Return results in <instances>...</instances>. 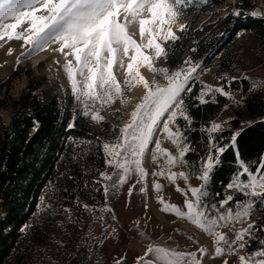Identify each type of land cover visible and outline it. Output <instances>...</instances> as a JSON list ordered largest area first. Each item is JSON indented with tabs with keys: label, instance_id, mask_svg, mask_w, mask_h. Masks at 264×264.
I'll list each match as a JSON object with an SVG mask.
<instances>
[{
	"label": "snow or ice",
	"instance_id": "6c2138e0",
	"mask_svg": "<svg viewBox=\"0 0 264 264\" xmlns=\"http://www.w3.org/2000/svg\"><path fill=\"white\" fill-rule=\"evenodd\" d=\"M197 7L198 0H0V41L22 40L31 46L30 51L43 50L54 43L58 45L55 50L64 56V71L75 101L67 130L76 127L78 117L95 123L104 122L101 111L118 99L124 104L126 90L134 85H142L145 90L130 118L109 129L110 139L66 138L73 145L71 166L80 167L81 176L87 177L78 186L104 197L101 206H90L79 198L75 200L78 209L89 212L102 225V238L91 233L85 237L84 247L88 252L93 251L88 248L89 242L98 247L118 232L105 220V214L116 219L108 202L110 196L133 177L141 185L140 192L146 193L149 173L143 167V161L151 151V160L159 168L152 176L163 177L171 184L179 180L185 183L183 188L176 187V191L185 197L183 208L165 202L158 195L161 210L186 219L212 237L214 252L210 254L204 247L196 251L177 250L149 238L144 254L136 257L135 264H202L205 255L223 258L222 264H229L228 256H237V264H264V223L258 225L252 219L253 215L264 213V153L252 161L241 158L237 147L239 132H234L224 142L223 132L230 127L232 118L208 121L194 129L191 115L192 108L217 102V94L232 99L237 106H243L245 98L235 100L224 86L213 87L202 82L199 93L194 94L193 85L204 69L191 57L175 68L168 66L173 46L183 38L174 27L178 25V31L186 33L188 26L179 22L190 14V9ZM231 14L264 19V11L246 14L237 8ZM133 25L138 26L140 42L129 32ZM160 61H164L165 66L157 68L155 65ZM117 66L125 73L123 85L114 72ZM141 67L163 76L166 84L150 83L141 75ZM236 79L226 78V82L230 86ZM260 91H264V80L253 79L249 93ZM209 95L211 101L205 98ZM259 122L264 123V118ZM38 127V121H33V128ZM193 131L201 132V143L193 141ZM158 135L170 141L175 152L162 147L160 138L153 139ZM149 145H153L151 150ZM229 150L235 153V167L229 173L228 182H220L222 191H213L214 176L223 167L222 158ZM94 153L102 157L103 170L85 166ZM190 154L196 159H191ZM59 175L74 183L77 180L71 168ZM192 178L200 184L192 186L188 183ZM153 187L159 194L163 185L154 182ZM134 188L135 184L129 188V196ZM68 191L50 182V191L41 197V204L47 200V206L55 211L59 196ZM229 191L232 194H227ZM60 211L71 222L79 223L72 210L62 207ZM245 223L246 226L237 227ZM31 227L26 224L21 231ZM229 227L231 238L221 231ZM139 235L145 234L140 232ZM253 242L257 247L248 251ZM241 251L245 254L240 255ZM115 264H124V257Z\"/></svg>",
	"mask_w": 264,
	"mask_h": 264
},
{
	"label": "trees",
	"instance_id": "16d2710c",
	"mask_svg": "<svg viewBox=\"0 0 264 264\" xmlns=\"http://www.w3.org/2000/svg\"><path fill=\"white\" fill-rule=\"evenodd\" d=\"M222 3L223 0H204L198 2L199 7L189 10L190 14L183 18L188 31H177L183 38L173 46V55H170L168 61L170 68H175L184 59L191 57L214 75H230L233 73L239 33L242 32L257 42L264 41V19H254L249 15L236 17L231 14L237 8L243 13H250L256 1L235 0L234 9L227 10L224 15L211 12ZM201 14H207L208 17L197 25ZM193 48L196 49L194 52L191 51ZM161 65L165 66L164 61ZM221 79L225 87L237 89L240 85L237 79L232 80L230 86L224 77ZM200 88L201 84L197 79L193 85V93L198 94ZM34 91L35 86L28 85L19 95L9 98L0 106L9 110L7 122L0 118V207L3 212L0 214V264H92L93 251L85 250V239L81 238L83 209L77 208L75 200L79 198L84 203L101 206L104 197L101 193H90L78 186L87 177L81 176L80 167L71 166L73 145L66 138H106L102 131L91 126L90 119L78 117L76 127L67 130L75 104L72 95L61 102L56 93L40 97ZM205 98L212 100L211 95ZM215 99V103L209 102L191 109L194 129L211 121L227 102V97L219 94ZM260 119L245 123L235 131L240 133L237 147L244 160L252 161L264 153V123L259 122ZM33 121H38V129L33 128ZM238 125L237 123L235 126ZM233 133V130L225 129L224 142ZM191 136L193 141L202 142L201 132L193 131ZM190 158L196 159L191 154ZM235 159L233 150L224 154L223 167L214 176L213 191H222L220 182H228L229 173L235 167ZM85 166L100 170L105 167L102 157L95 153L86 161ZM68 168L77 177L75 183L59 175ZM50 182L58 184L61 190H69L59 196L55 211L47 206V200L41 204V197L50 191ZM62 207L72 210L79 223L71 222L60 211ZM255 216L258 225L264 223V213H257ZM26 224L32 227L22 232L21 228ZM56 226H63L64 231L49 246ZM92 245L88 244V248L91 246L94 249Z\"/></svg>",
	"mask_w": 264,
	"mask_h": 264
},
{
	"label": "rangeland",
	"instance_id": "374dc122",
	"mask_svg": "<svg viewBox=\"0 0 264 264\" xmlns=\"http://www.w3.org/2000/svg\"><path fill=\"white\" fill-rule=\"evenodd\" d=\"M235 0H223V3L211 10L224 15L227 10L234 9ZM260 3L264 9L262 0H254ZM204 2V0H198ZM255 3V4H256ZM229 5V7H228ZM207 14H201L197 20V25L207 18ZM186 20L181 19L179 23L185 24ZM174 31H178V25L174 27ZM133 38L140 42L138 26L133 25L129 28ZM31 46L25 45L22 40L0 41V106L5 104L9 98L16 97L28 85L35 86V93L40 97L48 94L56 93L59 100L64 102L68 95H71L70 83L64 71V56L56 51L57 44H50L43 50L30 51ZM9 50H11L9 54ZM71 59V57H69ZM161 62L155 66L163 67ZM126 63V61H125ZM117 80L123 85L125 73L119 66L114 68ZM140 73L150 83L155 81L159 84H166L165 79L161 75L153 73L146 67L140 68ZM222 77L231 79L236 77L240 81L237 89L225 87ZM248 77L249 79H245ZM78 79H82L78 77ZM253 79L264 80V41L257 42L249 38L244 33H239V43L236 48V56L234 61L233 73H221L214 75L209 69H204L198 77V81L213 87L224 86L226 91L231 93L235 100L245 98L243 106H237L232 99L227 97V102L221 111L211 120L220 122L222 120L231 119L230 127L234 132L239 130L245 123L254 119L264 118V91L249 93V87ZM142 85H134L125 91L124 104L120 100H116L111 106L105 107L101 111V115L105 117L104 122L95 123L90 120L91 126L102 131L105 140L110 139L109 129L118 127L130 118L131 112L136 104L140 102L144 94ZM9 110L7 107H0V118L7 122ZM243 122V123H242ZM104 123V125H102ZM238 126H235L236 124ZM232 136V135H231ZM160 138L162 147L175 152L171 142L162 136H155L153 139ZM153 145H149V149ZM143 167L149 173L146 178V193L140 192V184L136 183L133 177L118 192L109 198V205L114 210L116 219H111V214H105V220L108 224L115 226L118 232L114 236L108 237L104 243L98 247H94L92 254V264H115L116 260L124 257V264H135L137 256L144 254L146 244L150 238L153 241L163 242L169 247H174L182 251H196L199 247H204L208 253L214 252L213 238L204 233L201 229L188 222L186 219L176 217L172 213L163 212L162 205L158 201V195L162 196L165 202L176 204L183 208L184 195L176 191L177 185L181 188L185 187L183 180L177 181L176 184L169 183L163 177H154L152 172L158 171V165L151 160V151L147 153L146 163L143 161ZM178 170V169H173ZM159 182L163 185L161 193L157 194L153 184ZM192 186H198L200 181L196 178L190 179L188 182ZM135 184V188L129 196V188ZM227 194H232L229 191ZM240 198V197H237ZM90 206H99L96 203H86ZM0 214H3L0 207ZM253 215L252 219L255 220ZM245 224L237 227H244ZM64 231L63 226H56L53 231L49 246ZM81 238L91 235L102 238L101 222L95 219L89 212H82V220L80 224ZM221 231L232 236L229 228H223ZM143 232L145 235H139ZM171 237V239H169ZM192 237V239H189ZM89 244H93L89 242ZM253 242L251 249L256 248ZM91 248V246H90ZM240 255L245 254L243 251ZM229 264H237V256L226 257ZM223 258H210L205 255L202 258V264H222ZM59 264V263H57Z\"/></svg>",
	"mask_w": 264,
	"mask_h": 264
},
{
	"label": "water",
	"instance_id": "95a60500",
	"mask_svg": "<svg viewBox=\"0 0 264 264\" xmlns=\"http://www.w3.org/2000/svg\"><path fill=\"white\" fill-rule=\"evenodd\" d=\"M264 11V9H263V6H262V4H260V3H256V4H254V6L251 8V12L252 11ZM250 12V13H251ZM253 18V17H252ZM259 17H257V18H254V19H258Z\"/></svg>",
	"mask_w": 264,
	"mask_h": 264
},
{
	"label": "bare ground",
	"instance_id": "6f19581e",
	"mask_svg": "<svg viewBox=\"0 0 264 264\" xmlns=\"http://www.w3.org/2000/svg\"><path fill=\"white\" fill-rule=\"evenodd\" d=\"M146 159H147V154L145 155V157H144V162L146 163Z\"/></svg>",
	"mask_w": 264,
	"mask_h": 264
}]
</instances>
